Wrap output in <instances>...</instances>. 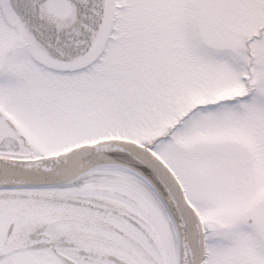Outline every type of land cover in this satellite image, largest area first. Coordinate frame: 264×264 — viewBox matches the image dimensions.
<instances>
[{
	"label": "snow or ice",
	"instance_id": "6c2138e0",
	"mask_svg": "<svg viewBox=\"0 0 264 264\" xmlns=\"http://www.w3.org/2000/svg\"><path fill=\"white\" fill-rule=\"evenodd\" d=\"M0 264H264V0H0Z\"/></svg>",
	"mask_w": 264,
	"mask_h": 264
}]
</instances>
